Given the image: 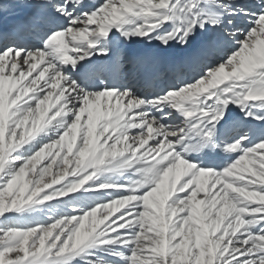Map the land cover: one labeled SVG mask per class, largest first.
<instances>
[{
    "label": "snow or ice",
    "instance_id": "1",
    "mask_svg": "<svg viewBox=\"0 0 264 264\" xmlns=\"http://www.w3.org/2000/svg\"><path fill=\"white\" fill-rule=\"evenodd\" d=\"M9 12L0 264H264V0Z\"/></svg>",
    "mask_w": 264,
    "mask_h": 264
},
{
    "label": "bare ground",
    "instance_id": "2",
    "mask_svg": "<svg viewBox=\"0 0 264 264\" xmlns=\"http://www.w3.org/2000/svg\"><path fill=\"white\" fill-rule=\"evenodd\" d=\"M20 18H21L20 15H18L15 12H9L7 14L0 13V28H4L5 26H7L6 23L9 20H12L13 22H17L18 20H20ZM134 50L135 48L133 47L120 53V55L123 56L124 59L121 61L119 71H122L124 74L132 73L138 70L134 68V66L128 60V56H130L132 52H134ZM97 215H99V213Z\"/></svg>",
    "mask_w": 264,
    "mask_h": 264
},
{
    "label": "rangeland",
    "instance_id": "3",
    "mask_svg": "<svg viewBox=\"0 0 264 264\" xmlns=\"http://www.w3.org/2000/svg\"><path fill=\"white\" fill-rule=\"evenodd\" d=\"M243 2H248V3H251V2H252V0H243ZM53 171H54V173H56V171H57V169H56L55 165H54V167H53ZM48 179H49V177H45V181H47Z\"/></svg>",
    "mask_w": 264,
    "mask_h": 264
}]
</instances>
